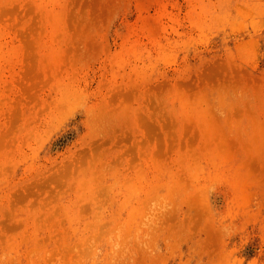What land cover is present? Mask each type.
I'll return each mask as SVG.
<instances>
[{"label":"rangeland","instance_id":"1","mask_svg":"<svg viewBox=\"0 0 264 264\" xmlns=\"http://www.w3.org/2000/svg\"><path fill=\"white\" fill-rule=\"evenodd\" d=\"M0 264H264V0H0Z\"/></svg>","mask_w":264,"mask_h":264}]
</instances>
